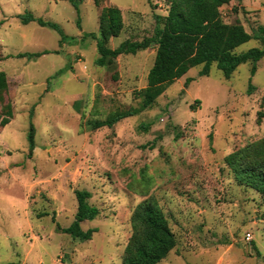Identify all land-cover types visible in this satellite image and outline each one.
<instances>
[{
	"label": "rangeland",
	"instance_id": "rangeland-1",
	"mask_svg": "<svg viewBox=\"0 0 264 264\" xmlns=\"http://www.w3.org/2000/svg\"><path fill=\"white\" fill-rule=\"evenodd\" d=\"M149 1L101 0L96 7L93 0H0V71L13 113L0 127V264H122L132 212L149 198L176 238L158 264H264V195L240 184L225 163L264 137V119L257 123L264 112V58L252 77L250 63L229 80L215 66L208 77L198 76L201 66L193 68L151 109L111 128L90 127L139 108L137 93L155 57L151 47L118 57L111 69L96 66L100 10L122 12L124 28L109 43L114 49L153 35L155 17L168 8L165 0ZM220 12L223 22H239L249 35L264 27V0H233ZM29 15L75 41L60 45L55 30L24 24ZM253 48H260L254 37L236 53ZM41 52L48 53L16 58ZM187 78L192 81L185 87ZM75 190L90 192L88 203L99 210L81 224L84 231L97 229L86 242L56 228L73 222Z\"/></svg>",
	"mask_w": 264,
	"mask_h": 264
},
{
	"label": "trees",
	"instance_id": "trees-1",
	"mask_svg": "<svg viewBox=\"0 0 264 264\" xmlns=\"http://www.w3.org/2000/svg\"><path fill=\"white\" fill-rule=\"evenodd\" d=\"M165 1L167 14L155 17L156 28L151 37H145L140 41L127 39L114 49L109 47V43L117 38L124 28L122 12L115 6L101 8L98 17L96 66L111 69L118 57L136 55L151 47H155V57L153 66L148 71L146 87L137 93L140 98L139 108L114 112L104 120L94 121L90 125L93 130L111 128L121 120L151 109L169 85L184 77L193 68L201 66L198 76L208 77L212 66H215L224 79L229 80L239 66L250 63V76L255 75L257 63L264 58V27L258 26L256 34L252 36L239 22L231 24L223 22L220 9L233 0ZM93 2L96 7L101 5V0H93ZM71 4L79 14L78 4L75 1ZM28 22H36L40 27L55 30L61 37L60 45L68 39L75 41V38L66 37L57 25L41 18L36 19L29 15L23 19L24 24ZM79 24L78 20V27ZM86 37L96 38L94 34H88ZM252 37L260 40V48L236 53V49ZM47 53H23L16 55V58L34 60ZM61 72L62 70L59 73ZM191 81L192 79L187 78L184 86L188 87ZM8 88L7 76L0 71V127L2 128L7 126L13 117L12 105L6 100ZM253 91L254 87L250 80L247 94L251 95ZM257 116V123H260L264 119V112L259 111ZM34 136L35 128L30 120L27 133L29 155L35 147ZM225 163L240 184L264 195V137L229 154L225 157ZM74 195L77 209L73 222L64 229L56 224V228L69 235L72 241L86 242L92 238L97 229L84 231L81 224L95 220L99 210L88 203L91 198L90 192L75 190ZM130 226L131 235L122 255V264H158L176 246V238L167 219L156 201L151 198L135 207L130 217Z\"/></svg>",
	"mask_w": 264,
	"mask_h": 264
}]
</instances>
